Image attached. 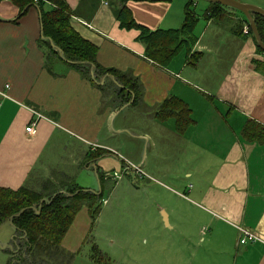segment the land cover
Wrapping results in <instances>:
<instances>
[{"label":"crops","instance_id":"crops-1","mask_svg":"<svg viewBox=\"0 0 264 264\" xmlns=\"http://www.w3.org/2000/svg\"><path fill=\"white\" fill-rule=\"evenodd\" d=\"M188 1L124 4L137 23L165 30L182 25ZM192 1L195 11L199 2ZM205 1V22L198 26L196 13L197 41L189 55L197 56L195 64L182 49L162 66L145 56L138 30L120 26V0H66L73 13L71 26L97 47V62L135 78V91L111 74L95 77L57 56L49 58L38 44V7L32 5L23 14L12 0H0V187L16 190L30 176L33 184L53 180L60 192L65 191L61 185L88 189L77 172L93 169L99 190L92 191L103 194L105 183L114 180L106 173L119 166L114 157L126 152L128 160L139 163H127V168H141V153L135 154L133 143L152 140L153 201L166 213V224L188 237L180 211L195 208L200 225L221 220L231 228V246L218 258L221 263L264 264V144L242 137L248 119L264 124V75L254 66L263 55L255 37L236 34L241 14L226 9L224 16H209ZM241 1L264 8V0ZM248 30L244 24L243 33ZM128 94L131 98L124 103ZM169 97L189 109L192 121L184 132L172 116L161 120L158 115ZM33 120L38 121L36 133L30 135L25 128ZM145 120L152 122V133L143 131L139 122ZM157 141L164 142L158 146ZM52 144L57 148L53 159L43 157ZM162 146L175 155L165 167ZM159 222L155 220L157 226ZM240 228L257 238L241 243ZM84 237L76 247L65 239L62 246L76 252L90 238Z\"/></svg>","mask_w":264,"mask_h":264},{"label":"trees","instance_id":"trees-1","mask_svg":"<svg viewBox=\"0 0 264 264\" xmlns=\"http://www.w3.org/2000/svg\"><path fill=\"white\" fill-rule=\"evenodd\" d=\"M124 1L120 0L121 7L117 12L120 26L139 31L137 39L144 44L147 58L156 64L167 66L176 54L185 49L188 62L195 64L197 56L189 57L197 41L194 29L198 18L192 0L185 4L182 25L176 29L165 30H151L137 23ZM12 2L20 8V12L24 11L23 14L32 5L38 7L42 28L38 44L45 46L49 58L57 56L66 63L83 69L86 74L90 75L92 71L95 77L111 74L119 83L137 90L138 83L135 78L114 68H105L97 62V47L72 28L73 13L66 0H12ZM208 4L206 14L212 17L224 16L226 9L241 14V22L236 34L239 36L250 34L254 38L242 12L216 2L208 1ZM253 18L264 42V15L253 12ZM244 24L249 28L247 34L243 33ZM257 49L263 55V60L254 61V66L264 75V50L259 46ZM130 98L128 94L124 103ZM158 115L161 120L172 116L179 132H184L185 127L192 121L187 105L174 97H169L162 103ZM242 137L247 141L264 144V124L248 119L243 127ZM101 176H99L100 180ZM29 177L16 190L0 187V225L11 222L14 228V236L7 250L10 254L8 264H70L73 254L63 248L62 240L76 214L83 207L88 208L92 222L96 220L101 210L102 193L98 194L77 185L68 187L61 185L65 191L60 192V187L53 180L45 179L33 184L29 181ZM85 241L89 242L91 239L87 238ZM89 260L90 264H108V262L110 264L108 256L99 251L94 241H92Z\"/></svg>","mask_w":264,"mask_h":264},{"label":"rangeland","instance_id":"rangeland-1","mask_svg":"<svg viewBox=\"0 0 264 264\" xmlns=\"http://www.w3.org/2000/svg\"><path fill=\"white\" fill-rule=\"evenodd\" d=\"M195 1L199 2L195 11L200 16L198 25L200 26L205 22L202 15L207 2ZM132 115L139 119V114ZM139 123L143 125V131L152 133V122L145 120ZM163 142L157 141L156 144L160 146ZM133 148L135 154L138 151L141 153L142 172L135 168V171L127 168V163L131 162L135 165L137 161L128 160L125 157L126 152L120 151L119 156L114 157L119 162L115 170L120 176H112L111 178L116 181H107L103 187L102 196L108 203L102 201L100 213L94 222L87 214V210L82 208L63 238L66 245L70 247H76L83 236L91 238V241L86 242L80 250L69 251L73 254L70 264H90L88 257L92 241L97 244L100 252L108 256L110 264H218V262L229 264V259L221 263L222 258H218L230 249V241L233 238L231 228L221 220L211 225L207 223L200 225L199 217L194 215L195 208L190 207L187 211L184 208V213L180 211L183 228L189 226L187 227L188 237L183 238L179 229L172 230L169 223L166 224L162 210H158L153 201L156 191L152 189V140L136 141L133 143ZM47 149L49 155L43 157L53 159L56 154L53 150L57 148L52 144ZM162 149L164 160L167 162L163 166L165 167L168 163L175 161V155L166 147L162 146ZM156 157L153 160L154 166L158 165L155 162ZM158 157L161 158L162 154ZM134 172L140 177H135ZM80 173V180L90 185L89 190L93 188L99 190V183L93 169H80L77 174ZM168 182L170 185L173 184L172 180ZM171 198L169 194L167 199L170 201ZM160 219L162 222H159ZM155 220L159 222V226L155 224ZM161 223H163L162 227ZM13 236L14 228L10 223L5 222L0 225V264H8L7 250ZM192 253H197V256H190Z\"/></svg>","mask_w":264,"mask_h":264},{"label":"water","instance_id":"water-1","mask_svg":"<svg viewBox=\"0 0 264 264\" xmlns=\"http://www.w3.org/2000/svg\"><path fill=\"white\" fill-rule=\"evenodd\" d=\"M210 2H216L219 3L221 5L227 6V7H231V8H235L237 10H239L240 12H242L244 14V16L246 17V20L254 34V37L259 45V47L264 50V42L262 41L259 31L257 29L256 26V22L253 18V12H258L262 15H264V8L251 4V3H244L241 2L239 0H208ZM164 215V220L167 223V216L166 213L163 212Z\"/></svg>","mask_w":264,"mask_h":264},{"label":"built area","instance_id":"built-area-1","mask_svg":"<svg viewBox=\"0 0 264 264\" xmlns=\"http://www.w3.org/2000/svg\"><path fill=\"white\" fill-rule=\"evenodd\" d=\"M37 116H38V119L41 117L40 114H37ZM37 122H38L37 120H33L29 123L28 126H26L25 130L28 134L33 135L36 133ZM135 169L138 170L139 172H142L140 167H136ZM106 175L109 177L110 176L111 177L120 176L119 173L116 171H113L112 173H106ZM240 229L242 231L241 238H240L241 243H245L247 241H254L257 238V235L254 232L250 231L249 229H246V228H240Z\"/></svg>","mask_w":264,"mask_h":264}]
</instances>
